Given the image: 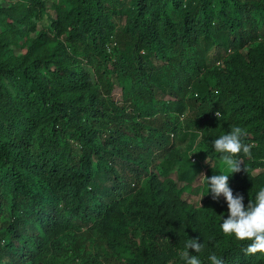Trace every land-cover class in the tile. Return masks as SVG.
Returning a JSON list of instances; mask_svg holds the SVG:
<instances>
[{
	"label": "trees",
	"instance_id": "obj_1",
	"mask_svg": "<svg viewBox=\"0 0 264 264\" xmlns=\"http://www.w3.org/2000/svg\"><path fill=\"white\" fill-rule=\"evenodd\" d=\"M61 25L69 60L93 75L69 67L67 55L52 60L55 70L43 59L0 62V264H96L64 244L82 227L104 240L108 264H167L127 230L116 233L111 218L123 209L120 219L167 223L156 206L148 212L129 198L174 166L179 180H194L204 151L191 160L174 142L194 136L196 124L211 143L236 126L264 139V100L216 66L264 39V0H71ZM177 237L200 240L188 228ZM248 243L228 238L190 252L201 264L213 253L224 264H264V253L247 256Z\"/></svg>",
	"mask_w": 264,
	"mask_h": 264
},
{
	"label": "rangeland",
	"instance_id": "obj_2",
	"mask_svg": "<svg viewBox=\"0 0 264 264\" xmlns=\"http://www.w3.org/2000/svg\"><path fill=\"white\" fill-rule=\"evenodd\" d=\"M128 1L124 0L126 4ZM0 10V62L26 65L32 60L43 59L47 60L51 70H55L56 65L52 63L55 58L67 55L69 67L78 65L86 72L89 70L87 75L89 73L93 75L92 69L84 67L85 63L78 57L74 56V61L69 60L72 54L67 52L68 30L65 25L57 29L59 32L54 27L55 21H60V18L71 10V0H0ZM213 50L214 48L207 51L209 58ZM209 58L208 62L212 69L210 83L213 84L212 75L217 72L214 71L215 67ZM216 66L225 74H231L234 83L240 88L245 87L243 91L247 94H254L264 100V39L248 43L239 49L236 55L226 56L223 62L220 60V65L216 63ZM241 76L244 77L243 80H240ZM52 85L57 87L54 83ZM64 90L68 97L73 95L71 89ZM112 95L120 100V88L115 87ZM245 133L246 139L243 143L251 146V155L247 156L243 152L238 154L243 162L241 170L230 175L228 184L234 195L237 193L244 195V203L247 205L253 192L259 187H264V139H259L246 131ZM174 143L181 150L187 151L191 160L195 158L193 153L204 151L206 157L201 161L202 169L194 180L190 184L179 180L174 166L168 176H159L129 198L130 204H137L139 208L148 212L152 206H156L166 216L167 223H158L146 214L133 221L120 219L121 212L125 211L123 209L116 210L111 218L113 222L120 220L115 227L116 233L127 230L129 234L138 238L137 240L150 245L167 264L182 263L180 254L185 250L186 242L179 239L177 234L185 228L192 229L196 236L200 237L202 250L211 249L217 242L232 238L220 230V213L223 212L227 216V205L223 196L213 199L210 193H206L200 199V195L206 192V185L200 182L201 174L206 176L216 174L221 170L222 158L219 154L209 151L213 148L212 143L205 137L201 124H196L194 136L184 141L175 140ZM198 156L197 154L196 158ZM126 215L124 216L129 217ZM63 241L67 246L79 248L80 252L85 250L96 264H108L109 248L104 240L86 227H82L80 231L70 230ZM261 254L257 252L247 256Z\"/></svg>",
	"mask_w": 264,
	"mask_h": 264
},
{
	"label": "clouds",
	"instance_id": "obj_3",
	"mask_svg": "<svg viewBox=\"0 0 264 264\" xmlns=\"http://www.w3.org/2000/svg\"><path fill=\"white\" fill-rule=\"evenodd\" d=\"M215 115L219 118L221 113L216 111ZM245 135V131L236 126L212 140V147L222 158L223 164L221 170L212 176L201 174L200 182L206 185V192L200 195V199L206 193H210L213 199L222 195L227 205V216L220 213V230L236 241L249 242L245 249L247 254L264 253V187L255 190L245 205L244 195H234L228 184L230 175L241 170L243 162L238 154L251 155V146L243 143ZM202 247L199 238L188 239L185 250L180 254L182 264H201L196 254L201 252ZM190 249L196 254H192ZM208 260L210 264H224L223 259L214 253L208 256Z\"/></svg>",
	"mask_w": 264,
	"mask_h": 264
}]
</instances>
